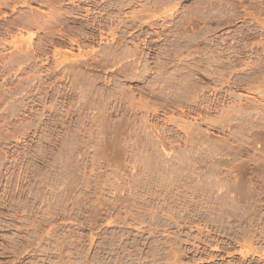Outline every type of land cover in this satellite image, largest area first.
I'll return each instance as SVG.
<instances>
[{
	"label": "rangeland",
	"instance_id": "374dc122",
	"mask_svg": "<svg viewBox=\"0 0 264 264\" xmlns=\"http://www.w3.org/2000/svg\"><path fill=\"white\" fill-rule=\"evenodd\" d=\"M209 2L0 0V264H264V0Z\"/></svg>",
	"mask_w": 264,
	"mask_h": 264
},
{
	"label": "bare ground",
	"instance_id": "6f19581e",
	"mask_svg": "<svg viewBox=\"0 0 264 264\" xmlns=\"http://www.w3.org/2000/svg\"><path fill=\"white\" fill-rule=\"evenodd\" d=\"M185 1V0H184ZM170 2V0H126V3H127V5H134V4H137V3H145L146 5H147V7H150V8H152L153 7V9L154 8H156V7H160L161 5H166L167 3H169ZM218 2H219V0H218ZM218 2H215V3H212V2H209V3H206L205 4V6L204 7H201V9H211V8H214L216 5H219V3ZM221 3H224V1L222 2L221 1ZM220 3V4H221ZM232 3V2H231ZM234 3V2H233ZM231 4V6L232 7H245L246 6V4L243 2V1H240V2H235V4ZM225 4H227V3H224L223 4V6L225 5ZM230 4V3H229ZM222 5V4H221ZM168 6V5H167ZM199 7L198 6H194L192 9H198ZM247 9H249V8H247ZM155 10V9H154ZM144 11V10H143ZM143 11H141V12H143ZM146 12H150V10H148V8H147V11ZM152 12V11H151ZM151 12H150V14H151ZM157 13V12H156ZM156 13H154V11H153V13L152 14H155L156 15ZM149 14V15H150ZM149 15H147L146 14V16L145 17H147L148 16V18L150 17H153V16H149ZM145 17H144V20H148V19H145ZM155 17V16H154ZM137 18H139V17H135V19H137ZM141 20H143L142 19V17L140 18ZM139 19V20H140ZM138 20V19H137ZM143 20V21H144ZM150 21V20H149ZM144 23V22H143ZM148 24V23H147ZM144 25H146V24H144ZM230 174V173H229ZM216 207V208H215ZM218 206L217 205H215V204H213V206L212 207H208V208H210V211H209V213H208V217H207V222L208 223H210V224H215V225H213L212 227H215L216 228V231H218L219 229H221L220 231H219V233H222V234H224L225 236H228V237H230V238H234V240H235V234L233 235V232H231V230L234 228L232 225H230V223H229V221L227 220V217H224L223 215H221V212L222 211H220V209H218L217 208ZM215 208V209H214ZM211 215H213V217H210ZM240 221H244V220H247L244 216H241L240 217ZM248 222L250 223V219L248 220ZM247 226H249V225H247ZM237 239V238H236ZM241 253V256H242V258H244L245 256H246V254H247V252H244V251H241L240 252Z\"/></svg>",
	"mask_w": 264,
	"mask_h": 264
}]
</instances>
